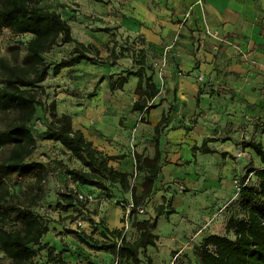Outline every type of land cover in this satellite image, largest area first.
Returning a JSON list of instances; mask_svg holds the SVG:
<instances>
[{"label": "rangeland", "instance_id": "obj_1", "mask_svg": "<svg viewBox=\"0 0 264 264\" xmlns=\"http://www.w3.org/2000/svg\"><path fill=\"white\" fill-rule=\"evenodd\" d=\"M129 2L130 0L40 1L41 6L45 9L58 8L60 14L70 24L72 35L79 40L84 39L85 35H89L94 39L95 34H100L99 28H111V31H109L111 37L106 42L105 48L108 51L114 47L115 51L121 54L116 61L118 69L113 74L114 79L120 74H125L128 70L136 68V65L132 64L135 60H131V58H139V45L143 42L141 41L143 38H141L140 34L129 33L125 28L122 29V19L131 17L128 13L123 12L125 10L123 7H126L128 12ZM254 2L258 14L249 27L255 24V28H246L242 31L234 32L237 40L242 41L243 45L246 42V46L240 45L237 41V44L231 41L229 37L232 38L234 33H227L226 36L222 37L218 36L216 31L210 32V30L206 29L203 31L204 36H201L199 32L198 37H196L198 46H201L208 37L216 39L217 42L214 41L215 43L209 45L210 47L206 51H219L223 49V45H231L233 42V48H235L236 52L234 51L235 53L229 59H234L235 64L238 66L235 65L228 68V64L220 65L219 62L217 66H211L207 71H195V67L185 71L186 69L179 68L178 64L173 62L171 64V73L169 74L166 67L170 61L169 63L167 60L165 62L164 56H169V52H172L174 41H176V34L174 32L172 35L168 31H166V36L163 35L164 38L162 37V41L160 42V45L164 47L161 63L155 62L154 65L151 64L149 66L152 70L153 80L158 85L159 90L165 89L164 93L162 91L163 97L160 103L163 100L171 98L175 101V98L179 96L175 91L181 85H187L188 82L197 84V88H200L198 106L194 107V112L187 114L185 107H182V110L179 109L176 112L178 114L175 120L185 118L186 116L192 126L196 125L201 132H206L205 130H207L206 133L216 136L219 139L217 140V144L228 145L230 151L227 152L224 160L228 163H231L230 159L232 158L239 160L238 181L241 182L243 178L246 183L256 185L257 179L249 172V169L261 167L263 164L251 149H243L240 144L242 139H252L260 141L264 146V9L260 8L259 0H254ZM152 4L153 1L148 0L147 7L151 8L150 5ZM165 6L168 8L167 3ZM141 23H147V21L143 19ZM161 31L163 29L160 30V33ZM30 37L31 35L28 33L15 34L6 28L2 29L0 32V57L9 58L12 50L16 47L18 48V62L20 63L25 51V42ZM165 37L169 40L167 41ZM98 40L104 39L98 37L96 41ZM71 53H73L72 44H61L54 45L48 52L43 54V57L46 61H58L61 57L68 56ZM172 56L174 57V55ZM173 57L172 59H174ZM200 59L203 60L202 57ZM89 68L74 67L73 69H62L58 74L49 72L46 79L42 82L45 94L41 95L40 99L43 104L36 106L35 116L31 122V130L36 138L37 146L30 159L44 162L47 172L56 170L54 173H45L43 193L33 206L37 214L44 220L49 221L51 226L53 225L52 221L60 222L62 219L64 220L65 217L59 215V208H57L56 202L60 194L68 192L72 186L71 181L63 179L61 173L57 171L62 167H80L77 159L69 151H64L56 143V145L46 143L41 136V131L45 129L51 120L47 107L51 102H56L54 97L58 93L63 94L59 98L63 99L67 109L60 110L59 112L55 103L57 114L65 111L78 118L88 117V120H92V124L88 121L89 126H93V130H90V132L98 138L100 137L101 139L116 143L118 146L120 145L124 154L126 152L138 151L147 156L150 152L149 147L153 145V133L150 132L148 127L152 113L149 112L150 114L144 115L147 121L141 122L139 120V113L130 110L132 102L137 98L134 88H131L133 81L131 76L128 77L127 82L121 88H115L110 91L108 78L104 77L103 80L96 83L95 73L91 74L88 71ZM236 72L243 74L241 80L237 77L233 78L232 75ZM53 76L57 77V79L53 78ZM173 76L177 78L175 84H178V86L171 83L170 80ZM101 82L103 84H100ZM2 84L0 70V87ZM100 87H106L102 96L99 93ZM172 88H174V95L171 94ZM193 96L195 97V95ZM154 100H157V98L155 97ZM185 103L186 99L183 98L182 105H185ZM155 109L157 113L160 111V107ZM170 109L171 106H168L166 103L163 105L162 110L165 112L167 110V114ZM230 116L233 118V121L228 122ZM241 117L243 119H240ZM95 120L98 121L96 122V126L94 124ZM3 126L4 121L0 118V128ZM140 126L142 127L141 130L139 129L141 128ZM164 136L165 134L162 130L160 134L162 140ZM222 139H225V142L220 141ZM200 143L201 141L198 145ZM164 146L165 144H162V147ZM0 150H2L3 154H6L8 152V145L1 146ZM161 150L162 154L167 153L165 149ZM194 152L198 153L199 151ZM199 153L201 154V152ZM200 154L198 157L202 156ZM202 159L208 168H210V163L216 162L210 156L203 155ZM221 168L228 170L230 169V165H222ZM139 175L141 176L142 174L134 173L132 179V184L135 185L136 191L141 187H139L140 182L137 183ZM32 181L31 177L23 176L16 181L17 183H13L14 181L9 183V189L13 193L15 201L24 204L30 202L32 195L35 193ZM173 183L184 193L188 189L182 182L175 181ZM111 190L113 192L112 198L108 199L105 196L96 198L95 203L98 204L96 211L100 210L101 203H103V207H106V204L119 205L122 209L121 221L123 222L119 229H122V233L127 239L133 240L137 237L138 230L133 225L132 220L133 218H146L148 212L144 208L145 201L139 206L144 209L143 212H140L137 207L131 216H127L124 212V204L121 202H132L130 193L121 192L118 185H112ZM72 198L73 201L70 207H72L74 213L70 215L72 219L69 223L63 222L62 233H66V228L77 229L78 231H84L85 229L87 234L101 240L100 230H102L103 226H107L109 229L115 228L110 227L102 219L89 220V217H87L88 211L86 214L80 215L83 213V203L78 201L77 197L72 196ZM166 204L164 205L166 206ZM180 207L182 208V204ZM181 213L182 211L178 210L174 216V221L180 218ZM158 219L155 230L158 240L155 246H147L141 250V264H148L147 258L150 259L149 264H169L174 252L177 250H180L182 260L195 262V257L191 254V251H185V248L191 243V238H186L187 235L184 234V244L183 242L180 243L179 237L181 235L179 233L174 234L172 236L174 238H171V228L175 226V222L170 223L165 217H161L159 222ZM78 220L85 221V223L82 222V225H78ZM52 229L53 232L50 230L51 234L49 233L51 238L47 239L50 241L46 243L49 246H53L52 244L56 245L54 247L55 253H60L65 260L79 262L80 264H125L123 259L115 257L108 251L90 248L80 242L75 235L63 234V237L58 238L56 237L59 235L55 232L56 228L52 227ZM170 239L175 240L172 246L168 245L171 242ZM34 260L37 264H46V250L38 251L34 256Z\"/></svg>", "mask_w": 264, "mask_h": 264}, {"label": "trees", "instance_id": "obj_2", "mask_svg": "<svg viewBox=\"0 0 264 264\" xmlns=\"http://www.w3.org/2000/svg\"><path fill=\"white\" fill-rule=\"evenodd\" d=\"M41 0H0V32L6 28L15 34L28 33L31 37L25 42V51L18 62V48H14L9 58L0 57L2 86L0 87V118L4 126L0 128V147L8 145V152L0 150V264H37L34 256L38 251L46 250V264H80L62 258L55 253V248L41 242V237L49 230V221L39 216L33 207L43 193V182L47 169L37 160L30 159L36 148V138L31 130L36 106L42 105L41 95L45 94L42 82L49 72L58 74L64 67L75 65L82 60L91 64L115 65L121 54L111 48L106 57L100 56L99 48L93 43L77 40L71 32L70 24L55 10L40 6ZM108 32L111 28H99ZM142 41V40H141ZM72 44L73 53L61 57L58 61H46L43 57L54 45ZM139 58L132 68L114 79L108 76L110 90L121 88L128 77L136 78L134 93L137 98L130 110L139 113V120L146 122L148 114L158 103L153 102L159 87L153 80L152 70L146 62L143 48L138 50ZM101 76L98 81H101ZM97 81V82H98ZM200 88L195 96V105L199 104ZM46 108V107H45ZM49 110L51 120L41 131L43 139L57 141L80 164L78 168H66L71 181L82 185H91L108 199L112 198V185H118L121 192H129L133 207L128 215L150 199L154 193V184L162 165L166 163L165 155L159 147V137L166 126L167 111L161 112L159 120L153 125L154 152L151 157L133 151V172L120 171L109 165L110 160L123 158V155H107L96 149L87 140L82 131L72 129V118L69 113L57 114L55 103L51 102ZM264 132V129H263ZM216 137L204 138L200 145H192L191 150L201 153H213L207 143L216 141ZM225 141V139H222ZM241 147L251 149L262 162L261 167H253L249 172L257 179V184H248L242 178L238 181V199L236 214L228 217L224 225V234H210L193 244L191 253L194 261L187 264H264V146L260 141L242 139ZM226 156L227 152H221ZM134 173H141V192L136 194L132 184ZM23 176L33 179L35 193L29 203L17 202L9 189V183ZM76 197V191L69 190L60 194L57 208L68 209ZM79 201V200H78ZM81 202V201H80ZM121 202V201H120ZM83 203V202H82ZM124 208L127 203H123ZM83 203L82 211H85ZM169 205V206H168ZM175 209L170 202L158 204L154 215L146 218H133L132 223L138 230L133 240L127 239L122 229L103 226L100 230L102 239H97L85 231L66 228L67 234L75 235L78 240L90 248L105 250L125 264H141V250L155 246L158 235L155 232L157 219L168 217ZM92 218H89L91 220ZM102 223V222H101ZM148 264L150 259L147 258Z\"/></svg>", "mask_w": 264, "mask_h": 264}, {"label": "crops", "instance_id": "obj_3", "mask_svg": "<svg viewBox=\"0 0 264 264\" xmlns=\"http://www.w3.org/2000/svg\"><path fill=\"white\" fill-rule=\"evenodd\" d=\"M150 1H153V4L150 5L151 8H148V0H130V4H128V12L126 7H123V9L125 8L123 12L128 13L131 17L122 19V29L125 28L129 33L140 34L141 38H143V42H141L139 46L145 50L146 62L148 65H154L155 62H158V64L161 63L164 47L160 45V42L162 41V37L164 38V36H166V31H168L172 33V35L174 32L176 34V41H174L172 52H169V56H164L165 62L166 60L168 63L170 61L166 67L169 74L171 73V64L173 62H176L179 68L182 67L186 69L185 71H188L193 67H195V71H207L209 67L217 66L219 62L220 65L228 64V68L231 66L234 67L235 65L238 66L235 64L234 59H229L233 53L236 52L235 48H233V42L237 41L240 45H243L242 41L237 40L234 32L242 31L246 28H255V24H253L252 27H249L258 14L255 9L254 0H203L202 2H197L196 0ZM166 3L168 4V8L165 6ZM258 3L260 8L264 9V0H259ZM41 5L42 4L40 3V6ZM49 10L60 12L58 8H50ZM143 19H145L147 23H141V20L143 21ZM162 29L163 31L160 33V30ZM206 29L210 30V32L216 31L217 35L222 37L226 36L227 33H234L232 38L229 37L233 42L231 45H223V49H220L219 51H206V49L210 47L209 45L216 41V39L214 40V38L208 37V39L204 40V43H202L201 46L197 45L196 37H198L199 32L201 33V36H204L203 31ZM98 31L100 34H95L94 39L89 35H85L84 39H76L83 43L90 42L95 44L99 48L100 56L106 57L109 52L107 51V48H105V45L111 36L109 31ZM98 37L103 38L104 40L96 41ZM166 39L167 41L169 40L168 38ZM244 43L245 45L243 46H246L247 43ZM250 43L252 42L250 41ZM172 55H174V57ZM172 57L174 59H172ZM200 57H202L203 60H201ZM117 66V63L113 66L108 64L98 65L82 60L75 65L64 67L62 69L90 67L89 69L91 70L88 69V71H90L91 74L95 73L96 80L98 81L101 76H103L104 79V77L108 78L110 74H114L118 69ZM232 76L233 78L237 77L241 80L243 74L236 72ZM53 78L57 79V77L54 76ZM131 78L133 79L131 88H134L136 78L133 76H131ZM176 80L177 78L173 76L170 81L172 84L178 86V84H175ZM102 82L100 84H103ZM100 88L99 93L102 96L106 87ZM198 89L196 83L188 82L187 85H181L176 89L175 93H178L179 96L175 98V101L171 98L163 100V102L160 103V100L163 97L162 91L163 93L165 92V89L162 88L156 96L157 100H153L155 103H160L155 107H160V111L157 113L155 108H152L149 111L152 113V118L149 120L150 123L148 127L150 132L153 133V125L159 120L161 112L163 111V105L166 103L168 106H171L168 113L169 117H167L166 120V126L163 128L165 136L163 140L159 137L160 149H165V151H167V153L164 154L166 163L161 167L160 173L154 184V193L150 199L145 200L144 208L149 215H154V206L170 202L171 206L175 209L174 213L170 214L167 218L165 217L170 223L175 222V226L171 228L172 235L170 236L171 238H174L172 236L179 233L181 235L179 237L180 243L183 242V244L185 235H187L186 238H191L190 245L185 248L186 252H190L193 244H197L205 236L210 234H224L226 220L230 215L236 214V201L238 199L236 186L238 184L237 174L240 168L239 160L232 158L230 159L231 163H228L224 160L225 156L223 157L220 154L221 152L230 151L228 149L229 146L217 144L216 140L207 143L210 148L215 150L213 153L200 154L199 152H193L191 150L192 145H198V143L206 137L216 136L206 133L207 130H205L206 132H201L198 126H192L189 123L186 116L185 118L175 120L178 114L176 112H178L179 109L182 110V107H185L186 114L194 112V107L196 105L195 97L193 95L196 96ZM171 94L174 95V88L171 89ZM61 95L63 94L58 93V95L54 97L56 108L59 112L60 110L67 109L63 99L59 98ZM183 98L186 99L185 105H182ZM96 114L98 116L97 112ZM229 118L228 122L233 121L231 116ZM240 119H243V117ZM88 121L92 124V120H88V117L78 118L72 115V129L82 131L84 137L87 140H90L96 149L107 155H123V158L109 161V165L113 166V168L130 173L133 172L135 161L132 152H126V154H124L120 145L118 146L116 143L94 136L90 132V130H93V126H89ZM96 122L98 121L95 120V126ZM139 129L141 130L142 127ZM43 141L60 145L59 142L49 139H44ZM162 144H165V146L162 147ZM60 147L64 151H67L61 145ZM149 148L150 152L147 156L151 157L154 152V143ZM199 154L202 156L198 157ZM203 155L213 157L216 162L210 163V168H208V166H205V162L202 159ZM211 165L213 166L212 168ZM222 165H230V169H228L229 171L221 168ZM61 177L66 179L63 175H61ZM175 181L184 183L188 188L187 191L184 193L182 190H179L175 186L176 184L173 183ZM141 182L142 177L139 175L137 181L139 187L141 186ZM71 183L75 191L82 193L93 192L96 195V198L104 196L99 189L94 186L82 185L74 181H71ZM140 192L141 187L136 191V194L139 195ZM181 204L182 208L180 207ZM97 205L98 204L95 203V201L85 205V210L86 212L88 211L87 217L97 220L102 219L106 224L110 225V227L120 228L122 226V209L119 205L106 204V207H103V203H101L100 210L96 211ZM58 210L59 215L65 217L64 220L62 219L60 222L52 221V226L49 223V230L41 237V242L46 243L50 241L47 239H49V237L51 238L50 230L53 232L52 227L56 228L55 232L59 234L56 236L58 238L63 237V234H67L61 232L62 224L64 221L69 223L72 219L70 215L74 212L72 207H69L66 210ZM178 210L182 211V215L178 220L174 221V216ZM82 212L83 213L80 215L85 214L84 210ZM161 217L164 216H160L158 222ZM83 223H85V221H83ZM84 231L86 230L84 229ZM61 233L62 235H60ZM170 240L171 242H169L168 245L172 246L175 240ZM52 245L53 247L56 246L54 244Z\"/></svg>", "mask_w": 264, "mask_h": 264}, {"label": "built area", "instance_id": "obj_4", "mask_svg": "<svg viewBox=\"0 0 264 264\" xmlns=\"http://www.w3.org/2000/svg\"><path fill=\"white\" fill-rule=\"evenodd\" d=\"M197 2H202L203 0H196ZM40 161V160H38ZM42 162V161H40ZM44 164V162H42ZM45 165V164H44ZM56 170H51V171H48L47 173H54ZM58 173H61V175H63L67 180L71 181L69 176L67 175L66 173V167H62L60 170L57 171ZM237 188H239V185L236 186ZM69 190H74L73 186H71L69 188ZM75 191V190H74ZM76 197L79 201L85 203V204H88L90 202H94L96 200V195L93 193V192H86V193H82V192H78L76 191ZM131 207H133V204L132 202H128L126 205H125V208H124V212L126 214H128V212L130 211ZM139 211L140 212H143L144 209L143 208H140L138 207ZM83 221L82 220H78L77 221V224L78 225H82ZM169 264H187L186 261L182 260L181 259V256H180V250H177L176 252H174Z\"/></svg>", "mask_w": 264, "mask_h": 264}]
</instances>
